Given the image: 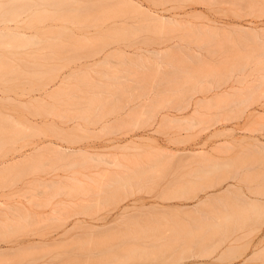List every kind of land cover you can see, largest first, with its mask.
Listing matches in <instances>:
<instances>
[{
    "label": "rangeland",
    "instance_id": "1",
    "mask_svg": "<svg viewBox=\"0 0 264 264\" xmlns=\"http://www.w3.org/2000/svg\"><path fill=\"white\" fill-rule=\"evenodd\" d=\"M93 1L102 2V0H93ZM112 1L115 2V0H112ZM136 1H140L144 7H150L151 5L146 0H136ZM202 1L204 0H191V1L166 0L163 9H160L158 11V14H160L161 16H166V17H174L181 23L184 22V25L188 22L186 24L187 26L189 25V22H191L190 23L191 27L193 25H196L199 30H203V29L205 30V28L208 29V28L215 27V28H219L218 30L220 31L222 35H228L229 32L227 31H231L230 35L233 34L232 38L234 39V41H237L238 39V36H236L237 34L243 33V32H239V28L247 30V31L249 29L250 31L251 29H256L258 31H260L261 29H264V0H205V3H203ZM124 9H126L125 11L128 10L127 8H124ZM126 13L128 15L129 12H126ZM130 14L131 13H129V15ZM134 14L135 13H133V15ZM125 15H123V17H120V18L123 19ZM128 16L127 18L125 17L123 20L120 18L118 19L115 18L116 20L113 19L112 22L111 20H108V24L107 22L106 24L101 23L100 26L90 25L91 24L90 23L89 24L90 27H88L89 29L83 25L85 27V28L83 27L84 30L82 29V25L80 27L79 25L76 26L75 24L74 25L70 23L67 24L61 21L60 22L57 21L55 23L52 21H48L39 26L40 28L45 29V31L47 29L48 32L51 31L54 33H56L55 30L57 31L58 28H63V26L67 27L68 28V32H67L68 34H66L67 39L66 38L61 39L62 41L66 39L64 41L65 42L64 44L67 47H71V44H75V43L78 45L79 43L74 41L78 39L84 40L83 45L86 44L84 46L79 44L83 46L81 47L83 49L80 50L79 48L78 51L59 50L58 51L59 54L61 56L62 55L66 56L68 60L66 59L63 61L61 59H58V60L49 59V61H47L50 65L49 68L52 67L53 65H54L53 67L55 66L59 67L60 65H65L64 67L65 69H62L59 75L61 74L68 75L71 73H77L81 71L82 69L85 71H88L90 75L88 74V76L84 78L87 79L88 83H92V85L96 86V89L94 88L95 90L100 89L99 87L101 86H105L103 84L105 83V80L107 78L113 79L112 77H117V76L120 77L119 83L118 82L109 83L110 88H111L110 93L104 94V99H103L105 100L104 102L105 109L103 111V113L106 114L105 121L100 123L97 126H89V131H92L91 132L92 135L89 134L90 133L89 131L87 133L80 132L79 127H80L81 122L79 121L75 120L73 122L70 121L69 123V121H66V120L62 121L56 115L33 116L25 108H23L21 103H19V101L23 103H29L32 99H37L40 102H42L41 100H44L45 102L48 103V106L50 108L54 106L60 109L61 113L59 114L61 115L66 114V112H62L65 109H67L66 105H68L72 109L75 108L74 104L81 99L82 95H84V92L86 91L85 93H88V90L86 89V84L83 82L77 83L76 81L78 79L77 80L72 79L71 81H67L66 87L63 89V91L67 93L65 95L66 105L64 104V99L62 100L59 98L49 99L46 97L41 98L44 95L43 92L31 91V87H32L31 79L32 78L29 79L28 76H23L19 80H11L10 82L8 81L9 82L8 84L5 83L7 86H11L14 89L13 92H6L4 94L0 89V98L4 97L2 98L3 100L0 99V111L1 112L5 113L6 115H13L14 117L21 116L22 118H25L26 120H29L33 123H37V125H40L42 128H46V129H54V126H59L62 129L64 128L66 132H69L70 134L77 135L80 137L78 138V141L73 145L60 140L57 136H53L50 133H49L50 135H47L44 137L43 136L32 137L31 143L33 145L27 146L24 149L22 154H15V155L9 154L5 158H0V162L14 163V162H18L17 159L19 158L21 159L23 155H26V154L28 155L32 153V151H34L35 149L34 148L35 146H38V148H40L41 146V149L44 148V151L43 150L41 151V153H43V156L40 158V161H41L40 164L42 165V169L39 168V170H36L37 168H35V166L37 167L38 163L35 165L29 164L32 166L29 167L30 169L25 171L28 174H26L25 176L19 177L18 182L11 183L10 181L9 183H5L4 185L0 186V203H3V207H2V204H0L1 205L0 206V221H3V222L6 221L5 220L6 215L7 217H10L13 219L17 218L13 216H18V218L20 219L19 214L21 215V217H23L21 213H23L24 215V212H20L19 214L15 215L17 211L14 212V211L6 210L7 205H11L13 206V208H15V206L21 207V205H25L29 208V211L31 213L30 218H28L27 221H22L21 223V227L23 226L24 228V229L22 228L23 230L20 229V231L22 232L19 231V234L18 233L15 234V236L17 235L16 237L15 236L12 237V240L14 242L8 243L7 240L0 238V252L8 253L12 257H14L15 255L14 252H16L19 248H21L22 250H25V253H23L25 258L27 257V254H29V258L31 259L20 258V261L15 264H46V263L63 264L64 262H65L64 264L66 263L71 264V262H74V261H77V262H74V264H77L79 260L82 263H78V264H85V262L86 264L88 262L89 264H99V262H101L102 264V261L100 260L101 255L104 258H106V256L109 253L108 256L111 257L110 256L112 253L111 248L114 247V245L116 244L119 245L122 243L127 244V245H132V244L136 245L141 242V241L136 240L134 237H130L131 239L130 238L126 239L125 240L126 242L121 241L122 239L117 240V242L114 240L115 242L113 241L114 242L113 246H111L112 245L111 243L109 244L110 246L108 245V247L107 246L105 247V243H103L104 246H102L103 244L100 245L103 247V250L101 247L94 248V246H91L92 244L95 243L94 245L97 247L98 244L96 245V242L99 243V240H100V237H102L101 236L102 234H105V235L104 237L101 238V241L103 239L105 240L109 239L110 234H112L111 238L115 239V237L117 236L119 238L120 235L118 234H120L119 230L121 229H122L121 230V234H122L123 230L126 227H129L130 225L132 228H134L135 224L143 225L145 223L149 225L148 221L151 224L152 222L156 220V221H159L160 224L162 223V225H160L161 226L160 229L163 230L164 232L163 234H166L165 237H167V233L165 231V228H167V226L165 227L164 222L173 223L176 217L180 218L178 219L179 223H181L180 222L181 219L184 220L183 223L192 222L191 218H193V215L195 212H192L193 215L191 214L192 215L191 217L190 214L188 215L187 211L193 208L192 210L195 209L196 214L198 213L200 214L201 211L205 210V208H203L204 206L202 207L203 204H199L200 201L202 200H206V199L213 198V197L217 198V197H220L221 194L222 196L225 194L227 198L223 200L224 203L231 204L236 201L238 202L239 200H236L238 199L237 196L233 194L234 191L235 193L238 191L237 187L233 189L234 191L231 190L230 194H228L229 196L225 193L226 189L230 186V184H235V185L239 184L243 188V190L246 192V195L252 198H261L263 200L262 203L264 204V195H260L261 197L258 194L253 195L254 193H251L252 191L248 190V187H251L254 190L255 187H260L262 184H264V176L262 178H260L261 177L260 176L259 179H254L253 181L241 182L238 180L231 179L230 178L231 175L230 173H228L229 172L228 171L227 176H226L228 177V179L225 177L226 180L222 184L217 185L215 188L206 189L202 191L201 182L203 181L198 179V175H199L198 172L202 173L203 171L202 168L205 167V165L203 162H201L202 161V159H200L201 156H199L198 154H197L198 157H195V160L193 158L196 152L203 151L205 152L204 154L208 155L211 159L224 160L229 156L231 157L232 155L237 154L239 151H243L244 147L247 148L252 143H257V142L264 143V129H263V132H261L262 129L255 131V132L254 131L252 132L250 130L253 128H257L260 123L259 118L257 117L252 118L253 116H251V114L253 113L255 115H258V114L264 115L263 114L264 113V98H262L259 101L258 105L257 104H255L254 106L251 105L249 107L250 109L248 108V116H250L248 120L245 119V117H239L238 115V111L244 108L243 106L240 108V107H237L238 106L237 104L228 102L230 99H232V97L234 98L244 97L245 94L243 90L245 88H249V86L257 82L258 76L254 73L251 67V66H254L255 63H252L250 67H248L249 71L246 72L245 74L236 73L234 74V77H232L230 81L224 84H221V86H219L218 82L220 79V74L223 71V69L235 63L234 58H235L236 51L234 50L236 49L233 50L234 55L232 53L231 55L230 52L232 49L230 48L229 50V48H226V51L227 50L230 51L229 52L230 55L227 56L226 54H228V52H226L225 50L223 51V49L221 50L220 48H217V44H216L217 41H216L215 46H214L215 49L212 47L214 50L212 49L210 50L215 51L216 49L217 50L220 49L221 53L215 56L214 54L215 52H213L214 54L213 56L211 52L210 53L208 52L206 53V55L209 54L210 56L207 55V57L205 56L204 58L206 59L208 58L209 61L211 62V63L209 62L208 67L210 68L211 66L212 69H214L215 71L217 70V71L213 73L214 75L210 74L208 76H200L196 81L197 82L196 90L192 91V93H189V94L194 95V99L192 101L194 105H191L190 108H188L184 112H176L173 110V106H176L177 103L180 102L179 92L184 93L186 90H188L192 86V83L194 82V81L193 82L189 81V78L191 77V75L194 74V75L199 76V72H198L199 70L200 71L202 70L203 72L208 71L209 68L207 66L206 67L208 69L203 65L201 66V64L191 63L197 66L192 65L194 67L187 69L178 80H172V81H170L168 78H165V76L168 73L165 67L159 69L160 73H157V71L155 70L148 71V70H145L144 68H139L138 71L129 75L128 73H125L124 72L125 70H123L122 68L123 66L125 67V64L127 61L121 60V58L119 57L110 58L109 66L108 65H107L108 67L106 65L105 67L103 66L104 68L101 69L102 70L101 72H98L100 71V69L95 68V66H97L98 64L102 62V59H104V56L108 52L118 47V45L123 47L124 50L126 49L125 50L126 54L127 53L133 54L136 51L135 47L136 48L137 47L153 48L154 51H157L162 46H164V49H165L167 45H171L172 44L171 42L173 41L174 38H176V40L178 41L182 33L181 31H180L181 33L179 32L178 34L177 33L175 34L174 33L175 31H174L173 33L175 35L168 33L170 34L169 35L170 37H174V38L171 41L166 42L164 44L163 43L158 44L161 41L162 42H165V41L160 40L158 34H155L156 35L155 36L151 32L150 33L142 32L143 33L142 34L138 31L137 32L138 35L130 37L128 39H123L122 37L118 39L102 38L104 35L100 33L104 30L107 31L111 26H114V24H116V26L119 25L118 27H121L120 25L121 23H129L131 26L132 25L134 26V27L132 26V28H135V26L138 27L137 25H135L136 23L139 24L141 22V24H139V27H141L142 25L146 23V22H143L144 21L142 19L143 17L140 18V15L135 14L134 16H129V17ZM135 18H138V19L136 20ZM126 19H129V21H127ZM138 21L140 22L138 23ZM147 23L150 25L152 24V22L150 21H148ZM54 25L55 27L56 26L58 27L54 28L53 27ZM59 31H61V29L57 31L56 35H59L60 33ZM51 32H50V35L54 34ZM32 33L36 34L33 30H27L28 35L31 36ZM56 35H51V36L57 37ZM37 38L38 37H36L35 39ZM148 38H154L157 40L149 41L151 45L149 44L145 45L144 41L148 40ZM85 39L87 40L85 41ZM79 40L78 42H80ZM36 41L40 43L39 46L41 47V49L45 48L49 42L48 39L47 40L44 39L42 41L41 38L40 39L38 38ZM55 41L58 43L61 42L59 40H55ZM134 44L136 45L133 46ZM229 46L232 47L231 43H229ZM244 46L243 48L242 46L239 47L242 54L244 53L243 56H246L245 55L246 52L248 55L249 54L251 55L253 53L251 57L256 56L254 55V53L256 52L255 50H253L255 52L251 53V50L249 48L247 49V46L245 47L246 48L245 49ZM93 49H96L98 51L103 50V52L94 57H87V55L90 54L92 52L91 50ZM249 50H250V53H248ZM3 51H4L3 49H0V52H3ZM194 51L196 52L197 55L201 56V52L199 50L195 49ZM19 52H21L22 54L40 53V51H37L35 49L31 51L19 50ZM259 52L257 54H259ZM48 53H49L48 50H43L41 51V54H43L42 59L39 58L40 60L39 59L37 60L36 58H34V60H37V61H42L43 59L47 60L48 57L46 54ZM180 55L182 56L181 53ZM180 55L178 54V59L181 57ZM26 56L28 57V55ZM26 56L22 55V58L28 60ZM152 58L155 59V57H152ZM247 59H249V57H247ZM252 59L253 58H251V60ZM34 60L31 59L30 61H34ZM253 60L256 61L258 59H253ZM37 61H34V62H37ZM249 62H252V61H249ZM187 67L189 68V66H184L183 68H187ZM198 67L200 68L202 67V68L199 69ZM193 68L195 69L198 68L199 69L198 71L196 69V72L198 73H194L193 70L195 71V69ZM92 72H94V74ZM74 77H76V75ZM172 77L173 76H171V78ZM178 81L180 82L181 87L180 89H177L179 90V92L177 93V96L175 95V93H171L174 95H171V94L169 95L171 97L167 99L166 104L162 106L157 105L155 103L156 101L153 99L155 97L158 99H161L162 97L161 91L163 92V90H164V93L165 92L168 93L169 90L171 89H172L171 90L172 92L175 91L174 86L175 84L177 85L176 82ZM32 82H34V80H32ZM168 84L172 85L174 89L172 87L169 89ZM75 86L77 87L73 89V87ZM201 86L211 89L212 92H206V88L202 90ZM55 87H56L55 84H52L50 85L49 90L52 91V89H54ZM166 87L168 88L167 91H166ZM198 89H201L203 92H199ZM12 96L15 99H12L11 98ZM6 97H10L11 99L8 100V98ZM205 98L207 99L206 102H202L201 105L199 106L195 105L196 102H199L201 99H205ZM6 100L10 102H7ZM11 100L13 102H11ZM58 100L60 101L58 102ZM16 102H18V104ZM59 103L61 104L59 105ZM196 109H198V113H195ZM60 110H58V112H60ZM170 111H173V112H170ZM169 113H171L172 115L173 114L178 115L179 119H183L182 121L183 123L177 124V125H174V124L169 125L168 123H166L164 118ZM105 124L108 126H106V128L103 129V125ZM229 142L231 143L240 142L242 145L241 147L236 146L235 149H231L232 152L230 153H229L230 150L227 151L225 146H220V145L218 146V144L225 145L226 143H229ZM50 143H54V145H58L59 146L58 148L60 147L66 148L68 146H72L74 148H84L90 153L94 154L95 157H102L108 164H106L105 162L103 163L95 162L94 163L93 161L90 162L87 160H79V162H77V164L74 166L67 164L68 162H66V160L65 161L58 160L60 161L59 163L53 158H51L52 157L51 150L55 152L54 150H56V148L54 149L53 147V149H51L52 147L50 148L49 146H47ZM44 145L49 147L46 151H45ZM216 147L222 149V150L221 149L219 150L222 152V154L217 152L218 149H216ZM238 147L239 149H237ZM47 151H49L50 154H48L49 152ZM155 151L157 152L161 151V152L157 153ZM162 151L165 152L164 156L169 155V152L170 154H175L176 156L174 155L173 157L168 156V158L170 157L171 159L169 163L170 166L169 164H167V165L159 167L160 169L156 168L157 175L155 173V175L153 174L154 176L148 179V181L153 182L156 185L148 182L146 187L142 189L141 188L135 189L134 195H132V191H128V192L125 191V192H122L123 193L121 194L122 197L121 195L118 196V199H116L115 197L116 200L112 198L111 199L112 201L110 200L112 203L111 202L107 203L108 206H106V204H103V206L99 204L100 207L97 205L99 209L98 208L94 210L92 209L96 207V204L94 206L92 205V203L94 204L95 200L99 197L97 192L100 190V187L99 185H97V183L96 184L92 183L93 182L92 180H94L93 178L97 180L96 182H98V179L100 182L103 181L104 183H106L107 181L105 179L102 180L99 177H97L98 176V175L96 176L97 172L99 173V175H100V171L102 172V170H107L112 175L114 174V172L121 173V171L124 172L125 171L124 169L130 165L131 159L138 157L140 160L145 161V164H146L148 160H150L148 159L149 157H156L157 155H154V154H158L159 156L160 154H162ZM223 152L224 153L228 152V153L224 155ZM202 154L203 153H201L200 155ZM52 155H54V153H52ZM146 157H148L147 160H146ZM15 159L16 161H14ZM62 161L64 162L61 163ZM115 162H119L122 165H124L125 167L123 168V170L122 168H119V167L116 168L117 165L113 164ZM110 163L111 165H109ZM151 163L152 162H149L147 164H151ZM64 165L67 167H65ZM62 167L68 169L69 171L62 169ZM94 167L96 169H94ZM255 168H254L255 171L264 173V167L260 165L258 166L255 165ZM18 170L19 169H17V171ZM76 171L88 174L92 178L89 182V180H84L81 175H78V174L75 175L77 179H80L83 181V186L85 189H82L83 188L82 187L80 190L78 185L66 179V177L74 175ZM108 172H105V173L108 174ZM102 173L101 175H103ZM111 174L107 176H111ZM223 175H226V172ZM103 177L104 176H102V178ZM180 178H182V180ZM34 180H39L41 181V183L37 181L36 184L34 186L31 185L32 186L31 187L30 182ZM54 181L58 184H55ZM196 182L200 183V188L199 187L196 188V186H199V184H197ZM191 183L195 184L196 186L195 187L194 185L192 186ZM188 185L192 186L191 187L192 189H188L190 188L188 187ZM183 186L184 187L186 186V193H189L188 191L190 190V193L187 194L188 196L183 194V196L181 197L180 195L181 193L179 194L180 191L181 192L185 191L184 190L185 188ZM152 188L153 190H151ZM195 188L197 189L198 192L201 191V194L199 192L200 195H198ZM176 189H178V192ZM171 190L173 192H171ZM169 192L171 195L175 194V196L172 195L173 196L172 198V196L169 195ZM36 193L41 194L40 196L42 197L37 196L39 194H36ZM217 193H220V194H217ZM27 194L30 197H28ZM33 194H35L36 196H33ZM127 194L128 196H126ZM164 195L169 197V199L167 197H163ZM23 196H27V198L29 199L25 197L27 199L25 200L23 199L24 198ZM170 196L172 198V201H170L171 200ZM176 196L178 197V199H174ZM34 197L35 198L37 197L40 201L36 200L37 198L35 199ZM32 198L35 200L33 201L34 203L31 206V204H29V201H32ZM91 198H93L94 200L92 201ZM160 198H162V200H160ZM82 199L83 201L84 200L88 201V199H90L92 203L90 204L89 202L87 204L88 205L90 204V206L91 205L92 206L88 211L85 210L86 213H83L82 212L83 210L79 208L78 210H80L81 213L83 214L80 213L77 216L76 212H74V209L77 212L78 210L77 208H74L75 205L73 206L72 203L78 204V202L80 203L79 200H81L82 205H84ZM36 201H38L37 206H36V203H37ZM44 201H50L51 205L44 206L40 204V203H43ZM180 207L181 208L183 207L185 210L188 209L186 211L187 213L184 212V210H182L184 212V215H183V212H181ZM53 209H55L56 213H53ZM1 210L4 213H2ZM175 210L176 212H174ZM73 213H75L76 215L72 216V218H70V216L68 217V215H71V214L73 215ZM164 213H166L167 216L164 215ZM129 214L130 216H128ZM49 215H51L52 218L53 216L60 218L59 216L61 215V217L65 218V219L61 218L62 219L61 221L66 220L67 218L68 222L59 223L58 220L56 221L48 217ZM124 215H127V216L125 217ZM189 216H190V219H189ZM196 216H194V218ZM46 217H48L47 219H50V220L52 219V221H49V220L45 221L44 218ZM149 218L151 219L153 218L152 220L154 221L150 220ZM126 221H131V222H128V224L126 225L125 224ZM75 223H78V224L76 225ZM105 231L108 234L107 236H106ZM243 231L244 232L241 231L237 234V236L240 237V241L238 240L239 242L236 241V243L233 244L235 246V249L233 250V252H231L229 255L225 256L224 258H218L216 255L217 253H219V251L221 252L222 250L224 251L226 249V247L229 244V241L223 244V246L218 250V252L212 255L211 258L209 257L206 259H202V258L196 259L194 257H186V258L184 257L185 259L183 258L181 260L179 258L176 260V257L175 259L174 258L170 259L171 257L168 258V255H167L166 258H164V261L162 263L158 261H155V262H158L160 264H264L263 256H260V257L255 256V255L253 256V253L259 251L261 248L264 247V217L261 220L256 221V223L248 224V227ZM113 232H115L114 233L115 235L113 234ZM92 233L94 237L92 236L91 238L89 236L92 235ZM162 237L164 239V236ZM79 239L81 241H79ZM129 239L131 241H129ZM132 239H135L136 241L135 240L132 241ZM149 239L150 238H145L144 239L145 241L142 240L141 243L142 244L148 243L149 245V243L157 242L156 238L151 237L152 241L151 239L149 241ZM83 240L84 242H86L87 245L89 243H92V244L88 245L87 247H85V249H83L85 246V243L83 242ZM44 241L45 243L47 242L53 243L57 241L59 242V245L58 246L51 245V246L44 247L42 246ZM107 241L105 242L107 243ZM78 242L79 243L81 242V244H79ZM83 243H84V246L82 247ZM160 243H162V240L161 242H159V244ZM31 246H42L44 247V249L38 248L36 250L34 249L27 250V248L29 249L31 248ZM61 247H64V248H61ZM88 248L90 249L89 253H88ZM79 249L82 251H80ZM96 249L97 250L99 249L98 252L96 251ZM105 250L106 252H104ZM32 251L34 252L35 256L32 253ZM71 251H73L74 253L73 252L71 253ZM95 251L97 253H95ZM52 252L53 254L49 255L48 257H45L46 255ZM43 255H45L44 256L45 258L43 257ZM31 256H34L37 259L36 258L34 259ZM250 256L252 257L253 261H250L249 259L251 258ZM38 257L39 258L42 257V259L41 258L38 259ZM97 257H100V258L98 259ZM172 257L174 256L172 255ZM51 258H52V261H49ZM29 260H33V262L29 263L28 262ZM95 260H97L98 262L96 261L97 263H94ZM190 260L192 261L190 262ZM105 261L103 260L104 262L103 264L107 263V262L105 263ZM0 264H6V263L2 261L0 262Z\"/></svg>",
    "mask_w": 264,
    "mask_h": 264
},
{
    "label": "bare ground",
    "instance_id": "2",
    "mask_svg": "<svg viewBox=\"0 0 264 264\" xmlns=\"http://www.w3.org/2000/svg\"><path fill=\"white\" fill-rule=\"evenodd\" d=\"M146 1H148L151 4L150 7H144L140 1H136V0H115V2H113L112 0H102V2L101 1L96 2L93 0H0V49L4 50L3 52H0V89H1V91L4 94L6 92H13L14 89L11 86H7L6 84H8L11 80H19L23 76H28L29 79L32 78L31 79V86H32L31 91L43 92L44 95L41 98L46 97L49 99L50 98H59L61 100L64 99V104L66 105L65 95L67 93L65 91H63V89L66 87L67 81H71L72 79H74V80L78 79L79 81L77 80L76 81L77 83L83 82L86 84V89L88 90V93H85L86 91L84 92V95H82L81 99L74 104L75 108L72 109L68 105H66L67 109L62 111V112H66V114H63V115L59 114V113H61L60 109H58L57 107H54V106H52L50 108L48 106V103L45 102L44 100H41L42 102H40L37 99H32L29 103H23L20 101H19V103H21L23 108H25L33 116H42V115L53 116V115H56L62 121L66 120V121H69V123H70V121L71 122H73L75 120L79 121V122H81L80 127L78 126L80 128V132L87 133L89 131V126H97L100 123L105 121L106 114L103 113V111L105 109V103H104L105 100H103L104 94L110 93L111 88H110L109 83H114V82L119 83L120 77H118V76L112 77L113 79L107 78L105 80V83L103 84L105 86H101V87H99L100 89L95 90L96 86L92 85V83H88L87 79H85L86 76H88V74H89L88 71H85L82 69L81 71H79L77 73H71L68 75H62V74L59 75L60 71L62 69H65L64 68L65 65H60L59 67L58 66L53 67L54 66L53 65L52 67L49 68L50 65L47 61H49V59H53V60L61 59L63 61L66 59L68 60V58H66V56H64V55L61 56L58 51L59 50L78 51L79 48H80V50L83 49L81 47H83L86 44L83 45L84 40H82V39L79 40L78 39L79 37H78L77 39L81 43L78 42V40H74V41L83 45V46L78 44L80 46L79 47L75 43V44H71V47H67L64 44L65 43L64 41L67 39L66 34H68L67 33L68 28L67 27L63 26V28H58V30L61 29V31H59L60 32L59 35H56L58 30L56 31L54 29L56 33L51 32L49 30L51 33H54L51 35L57 36V37H52L50 35V32H48L47 29L45 31V29L40 28L39 26L42 25L43 23L48 22V21H52L54 23L57 21L58 22L61 21L63 23H67V24L70 23L72 25L75 24L76 26L79 25L80 27L82 25V29L84 30L85 27L86 28L90 27L89 26L90 23H91L90 25H95V26L96 25L100 26L101 23L106 24V22L108 24V20H111V22H112L113 19H115V18L118 19L120 17H123V15H125L126 12H129V13H131L130 15L128 13L129 16H134L135 14L140 15V18L143 17L142 18L144 20L143 22H146V23L142 26L140 25L141 27H139V24H141V22H140L141 20L138 21V23L139 22L140 23L139 24L136 23L135 25H137L139 28L136 26H135V28H132L133 25L131 26L129 23H121L120 24L121 27H118L119 25L116 26V24H114V26H111L107 31L104 30L105 32L102 31L100 33V34L104 35L102 38L118 39V38L122 37L123 39H128L130 37L138 35V33H137L138 31L140 33H142V32L143 33L144 32L150 33L151 32L154 35L158 34L160 40L165 41V42L161 41L158 44H162V43L164 44L166 42L171 41L174 38V37H170L169 36L170 34H168V33H171L173 35H175L176 33L178 34L180 31L182 33L180 32L181 35H180L179 39L177 37L178 41L176 40V38H174L175 40L173 39V41L171 42L172 43L171 45H167L165 47V49H164V46H162L157 51H154L153 48H144V47L143 48H139V47L136 48L135 47L136 51L133 54H129V53L126 54V51H125L126 49L124 50L123 47L118 45V47H116L112 51L108 52L104 56V59H102V62L100 64L95 66V68L100 69V71H98V72H101L102 71L101 69L104 68L105 65L109 66V64H110L109 59L110 58L119 57V58H121V60L127 61L126 64H128V65L125 64V67L123 66L122 68H123V70H125L124 72L128 73L129 75L138 71L139 68H144L145 70H148V71L149 70H155V71H157V73H160L159 69L165 67L168 71L165 78H168L170 81H172V80H178L187 69H190L191 67L197 66L195 64H201V66L203 65L205 67L206 66L208 67L210 61L208 58H207L208 60L206 58H204L205 56L207 57V55H209V54L206 55V53L211 52L213 54V52H215L214 54L216 56L217 54L219 55V53H221L222 49H223V51L224 50L226 51V48H229V50L231 48L232 49L231 52L229 50L226 51V52H228V54H226L224 52L227 56H229L231 53L234 55L233 50L236 49V50H234V51H236L235 58L233 57L235 59V63L233 65L223 69V71L220 74V79H219L218 85L221 86V84H224V83L230 81L232 79V77H234V74H236V73H244L245 74L246 72L249 71L248 67H250V65L252 63H255V65L251 66V67H252V70L254 71V73L258 76L257 82L252 84L251 86H249V88H245L243 90V92L245 94L244 97H240V98L239 97H236V98L232 97V99H230L228 101L229 103L237 104L238 105L237 107L241 108L243 106L244 108H242L241 110L238 111L239 108L237 109L238 115H239V117H245V119L248 120L250 118V116H248V108L251 105H253V106L255 104L258 105L259 101L262 98H264V29H261V30L259 29L260 31H258L256 29H251V31H250V29L248 28L249 30L247 31V30L239 28V32H243V33L237 34L236 36H238V39H237V41H234V39L232 38L233 34L230 35L231 31H227V32H229L228 35H222L220 33V31L218 30L219 28L212 27V28H208V29L205 28V30L204 29L199 30L196 25H193L191 27V24H190L191 22H189V25H188L189 27H188L186 25L188 22L184 25V22L181 23L180 21H178L174 17L161 16L160 14H158V11L160 9H163L166 0H146ZM188 1H191V0H188ZM202 2L205 3V0ZM253 5H254V3H253ZM151 7L154 9H152ZM111 8H112V10H111ZM124 8H127L128 10L125 11L126 9H124ZM133 13H135V14L133 15ZM128 15L126 13L125 17L127 18ZM120 19H122V18H120ZM135 19L137 20L138 18H135ZM126 20L129 21V19H126ZM148 21L152 22L153 25L148 24L147 23ZM117 24H119V23H117ZM128 26H130V27H128ZM53 27L56 28L58 26L55 27V25H54ZM53 27H51V28H53ZM27 30H33L36 34L32 33V35L30 36L27 34ZM35 36L38 37L39 39L41 38L42 41L44 39H46V40L48 39L49 42H48L47 46L45 48L41 49V47L39 46L40 43L36 41L38 38L35 39L36 38ZM62 38L63 39L66 38V39L64 41H62L61 40ZM71 38H73V37H71ZM80 38H82V37H80ZM55 40H59L62 43L61 42L58 43ZM86 40L87 39H85V41ZM152 40L154 41L157 39L148 38V40L144 41V44L145 45H148V44L151 45L149 43V41H152ZM215 42L217 44V48H220L221 50L216 49L217 51L216 50L212 51L215 49L214 48ZM229 43H231L232 47L229 46ZM135 45L136 44H134L133 46H135ZM240 46H242V48H243V46H244V48L247 46V49L249 48L251 50V53L256 51L254 53V55H256V56L251 57V55H253V53L251 55L249 54L250 55L249 56L246 51H245L246 56H243L244 53L242 54V52L240 51V48H239ZM84 48H86V47H84ZM33 49L40 51V53H35V54L34 53H29V54L24 53V54H22L21 52H19V50L31 51ZM195 49L199 50L201 52V56L196 54V52L194 51ZM210 49H212V50H210ZM43 50L49 51V53L46 54L48 57L47 60L43 59L42 61H37L39 58L42 59L43 54H41V51H43ZM250 50L248 53H250ZM253 50H255V51H253ZM259 50H260V52H259ZM91 51H90L91 53L88 54L87 57H94V56L99 55L103 52V50L98 51L96 49H93ZM229 52H230V54H229ZM258 52H259V54H257ZM180 53L182 54V56L180 55ZM178 54L182 58L179 56L180 58L178 59ZM183 54H184V56H183ZM214 54H213V56H214ZM22 55H25V56L28 55V57L26 56L28 60L23 59ZM152 57H155V59H153ZM185 57L188 59H186ZM245 57H246V59H245ZM247 57H249L250 60L247 59ZM34 58H36L37 60H34ZM214 58H216V57H214ZM227 58H229V57H227ZM251 58L258 59V60L254 61L253 59L251 60ZM31 59L34 61H37V62L30 61ZM128 60H129V62H128ZM249 61H252V62H249ZM123 63H125V62H123ZM191 63H195V64H191ZM192 65H194V66H192ZM184 66H189V68L188 67L183 68ZM122 68H120V69H122ZM198 68L201 69L202 67L201 68L198 67ZM198 68H196L197 71L199 70ZM193 69H195V68H193ZM196 69H195V71L193 70V72L194 73L199 72V76L194 75V74L191 75V77L189 78V81L190 82L194 81V82L192 83V86L188 90H186L184 93H182V92L180 93L179 90H177V89H180V87H181V84L178 81V82H176L177 85L175 84V86H174L175 91L172 92L171 91L172 89L169 90L168 93H166V92L164 93V90H163V92L161 91L162 97H161V99H158L155 97L153 99L156 101L155 103L157 105L162 106V105L167 103V99L171 97V96H169L171 93H175V95L177 96V93L179 92L180 102L177 103L176 106H173L174 111L184 112L188 108H190L191 105H194V103H192V101L194 99V95L189 94V93H192V91L196 90L197 79L200 76H208L210 74L214 75L213 73H215L217 71V70L215 71L214 69H212L211 66L209 68L211 70H209V69H208V71L205 70L206 72H203L202 70L201 71L199 70L198 72H196ZM92 73L94 74V72H92ZM75 75H76V77H74ZM171 76H173V77L171 78ZM32 80H34V82H32ZM163 80H164V78H163ZM52 84H55L56 87L54 89H52V91H51V90H49V87ZM76 87L77 86L73 87V89H75ZM168 87L170 89L172 87V85L168 84ZM174 87H172V88L174 89ZM204 88H206V92H212L211 89L201 86L202 90H204ZM201 89H198V91L203 92ZM167 90H168V88L166 87V91ZM171 95H174V94H171ZM20 97H22V96H20ZM2 98H4V97H2ZM2 98H0V99L3 100ZM6 98H8V100H10L11 98L15 99V98H13V96L11 98L10 97H6ZM206 100H207L206 98L201 99L199 102H196L195 105L199 106V105H201L202 102H206ZM59 101L60 100H58V102ZM7 102H10V101H7ZM11 102H13V101L11 100ZM55 102H57V101H55ZM16 103L18 104V102H16ZM42 104H44L45 106ZM60 104L61 103H59V105ZM58 110H60V112H58ZM170 112H173V111H170ZM195 113H198V109H196ZM251 116H253L252 118H254V117L259 118L260 123H259L257 128H253L250 130L252 132L253 131L255 132V131L262 129L261 132H263L264 115H262V114L261 115L260 114L255 115L252 113ZM164 120L169 125H171V124L177 125V124L183 123L182 122L183 119H179L178 115H175V114L172 115L171 113L167 114L165 116ZM106 126H108V125H106V124L103 125V129L106 128ZM89 132H90L89 134L92 135V133H91L92 131H89ZM49 133L53 136H57L60 140L65 141L71 145L75 144L78 141V138H80L77 135H73V134H70L69 132H66L64 130V128L62 129L59 126H54V129L42 128L40 125H37V123H33L29 120H26L25 118H22L21 116L14 117L13 115H6L5 113L0 111V158H5L9 154H14V155L15 154H22L24 149L27 146L33 145L31 143L32 137H37V136H43L44 137V136L50 135ZM231 133H233V132H231ZM219 145L225 146L227 151L230 150L229 151V153H230V152H232L231 149H235L236 146L241 147L242 144L240 142H238V143L237 142H232V143L229 142V143H226L225 145L218 144V146ZM47 146H49L50 148L52 147L51 149H53V147H54V149L56 148V150H54V151L57 153H55L51 150V156H52L51 158H53L54 160H56L59 163H60V161H58V160H64V161L66 160V162H68L67 164L74 166L77 164V162H79V160H87L90 162L93 161L94 163L95 162L96 163L105 162L106 164H108L102 157H95L94 154L90 153L89 151H87L84 148H74L72 146H68L66 148H64V147L58 148L59 146L54 145V143H50ZM47 146H45V151L49 148ZM239 147L237 149H239ZM34 148L35 149H34V151H32V153H30L28 155L27 154L23 155L21 157V159L19 158L20 160L17 159L18 162H14V163H12V162H8V163L7 162H0V186L4 185L5 183H9L10 181H11V183L18 182L19 177H22V176H25L26 174H28L25 171L30 169L29 167H31L33 164L34 165L37 163L40 164V162H41L40 158L43 156V153H41V151L42 150L44 151V148H43V146H42L43 149H41V146H40V148H38V146H35ZM216 149H218L217 152L222 154V152L219 151L221 148L216 147ZM243 149H242L243 151H239L237 154H234L231 157L229 156L224 160L211 159L208 155H205L204 154L205 152H203V151L196 152V154L193 157L194 160H195V157H198L197 156V154H198L199 156H201L200 157V159H202L201 162H203L205 165V167L202 168V170H203L202 173L198 172L199 173L198 179L204 182L203 183L200 181L202 184L201 190L204 191L206 189L215 188L217 185L222 184L226 180V178L228 179V177H226L228 171H229L228 173H230V175H231L230 176L231 179L238 180L241 182L253 181L254 179H259L260 176H261L260 178H262L264 176V173H260L259 171H255L254 168H255V165H257V166L260 165V166L264 167V143H259V142L252 143L251 145H249V147H247V148L244 147ZM47 152H49V151H47ZM155 152H157V151H155ZM158 152L160 153L161 151H158ZM224 152H223L224 155L228 153V152L227 153H224ZM52 153H54L55 156L52 155ZM164 153L165 152L162 151V154H160L159 156H158V154H154L157 156L156 157H149V158L146 157V160H147V158L150 159V160H148L147 163L152 162L151 164H147V163L145 164V161L140 160L138 157L133 158L130 160V165L124 169L125 170L124 172L121 171V173H115L114 172V174L112 175L107 170H102V172L103 171L104 172L102 173L100 171V175H99V173L97 172V174H96V176L98 175L97 177H99L102 180L105 179L107 181H106V183H104L103 181L100 182L98 178L97 179H98V182L100 184L98 182H96L97 180H95V178H93L95 181L94 180H92L93 182L91 181L92 183H95V184L97 183V185H99V187H100V190L97 192L99 197L95 200L94 204L92 203V201L94 199L91 198L92 201H90V199H88V201L87 200L83 201V199H82L84 205H82L81 200H79L81 204L78 202V204L72 203V205L73 206L75 205L74 208H77V210L79 208H81V210H83L82 212L86 213L85 210L88 211L91 208V206L92 205L95 206V204H96V207L93 206L94 207V208H92L93 210L96 208L99 209L100 205L103 206V204H106V206H108L107 203L111 202L112 198L115 199V197H116V199H118V196L123 194L122 192L132 191V195H134L135 189H139V188L142 189V188L146 187L148 182H150V181H148V179L150 177L154 176L155 173L157 172L156 168L160 169L159 167L169 164L170 160H171L170 157H173V155L176 156L175 154H170V152H169V155L164 156ZM201 153H203V154L200 155ZM48 154H50V152ZM149 155H151V154H149ZM168 156H170V157L168 158ZM57 158H59V159H57ZM174 158H176V157H174ZM14 161H16V159ZM64 161H62L61 163H63ZM29 164H32V165H29ZM38 164H37V167L35 166V168H37L36 170H39V168L42 169V165L41 164L38 165ZM113 164L117 165L116 168L119 167V168H122V170L125 167L124 165H122L119 162H115ZM109 165H111V163ZM109 165H108V167H109ZM169 166H170V164H169ZM65 167H67V166H65ZM105 167H107V166H105ZM17 169H19V170L17 171ZM62 169L69 171L68 169L63 168V167H62ZM94 169H96V168L94 167ZM97 170H99V169H97ZM84 171H85V169H84ZM105 172H108V174ZM225 172H226V175H223ZM101 173L103 175H101ZM160 173H162V172H160ZM77 174L81 175L84 180H89V182L92 179L88 174H85V173L79 172V171L78 172L76 171L74 173V175L66 177V179L70 180L74 184L78 185L80 190L82 187H83L82 189H85L83 186V181L80 179H77L75 177V175H77ZM109 174H111V176H107ZM156 175H157V173H156ZM102 176H104L106 178L109 177V178L108 179H106L104 177L102 178ZM180 179L182 180V178H180ZM37 181H39V180L31 181L30 186L31 185L34 186ZM39 183H41V181H39ZM54 183L58 184L55 181H54ZM150 183L154 184L153 182H150ZM197 184H199V186H196L195 184H192V186L194 185V187L196 186V188H198V187L200 188V183H197ZM154 185H156V184H154ZM181 185H183V184H181ZM189 185H188V187H190V188H188V189H192L191 188L192 186H189ZM235 187L238 188V191L236 193L233 190V189H235ZM184 188H185L184 192L183 191L181 192L179 190L180 191L179 194L181 193L180 194L181 197L183 196V194L187 195L190 193V190L188 191V189H187V191L189 193H186V186ZM178 189H180V188H178ZM178 189H176L177 192H178ZM151 190H153V188ZM231 190H233L234 191L233 194H235V196H237L238 199H236V200H239L238 202L236 201L237 203L236 202L231 203V204L230 203H224L223 200L225 198H227L224 193H223L224 194L223 196L221 194L220 197H217V198L213 197V198H209L206 200H202V201H200L199 204H203L202 207L204 206L203 208H205V210L201 211L200 214L197 212L199 214V216H198V214H196L195 209L192 210L193 208L189 209V210L187 209L188 210L187 211L183 207L182 208L180 207L181 209L180 208L179 209L181 210V212H183L182 210H184V212L187 211L188 215L190 214L191 217L193 215L192 212H195L193 215V218H191L192 222L183 223L184 220L181 219V221L179 220L181 223H179L178 219H180V218L179 217L177 218L176 216H175L176 218L174 219L175 221L173 223L164 222L165 227L167 226V228H165V231L167 233V237H165L166 234H163L164 233L163 230L160 229V227H161L160 225H162V223L160 224L159 221H156V220L154 221V220H152L153 218L152 219L149 218L150 220H152L154 222H152L150 224V222L148 221L149 225L145 224V223L143 225L135 224L134 228H132L131 225L130 226L128 225L129 227H126L125 229L123 228L124 230H123L122 234H121L122 229L119 230V233H120V234H118V235H120L119 238H118V236L115 237V239L111 238L112 234H110L109 239H107L108 241L105 239L102 240L103 242L101 241V238L104 237V235H105V234H102L101 235L102 237H100L99 243L96 242V245L98 244L97 247L94 245L95 244L94 241H93L94 244L89 243L88 245L92 244L91 246H94V248H98V247L100 248L101 247L103 250V247H102V246H104L103 243H105V247L106 246L108 247V245L111 243H112L111 246H113V243L115 241L117 242V240H119V239H122L121 241H125L126 239H128L130 237H134L136 240L142 242V240H144L145 238L151 239V237H153V238L157 239V242L149 243V245H148V243L142 244L141 242L139 244H136V245L135 244L127 245L124 243L119 244V245L116 244V245H114V247L111 248L112 249V251H111L112 253L110 255L111 257L108 256L109 253L107 255L108 257L104 254L106 256V258H104L101 255L100 260L102 261V264L104 263L103 260L105 261V259H106L105 263L107 262L106 264H125V263L126 264H128V263H130V264H160L164 261V258H166L167 255H168V258L171 257L170 259H172V258L175 259V257H176V260L179 258L182 260L184 257L185 258L186 257H194L196 259L197 258L206 259L209 257L211 258L212 255H214V254H216V252H218V250L223 246V244H225L227 241H229L228 246L227 247L225 246L226 249L224 251L222 250L221 252L219 251V253H217V255H216L218 258H224L225 256L229 255L231 252H233V250L235 249V246L233 244L236 243V241L237 242L240 241V237L237 236V234L241 231L244 232L243 230H245L248 227V224L256 223V221H259L264 217V204L262 203L263 200L261 198L249 197L248 195H246V192L243 190V188L239 184H236V185L230 184V186L226 189L225 193L228 195V194H230ZM248 190L252 191L251 193H254L253 195H255V194H258L259 196L264 195V184H262L260 187H255L254 188L255 191L251 187H248ZM86 191H87V189H86ZM196 191H197V189H196ZM27 192H29V191H27ZM171 192H173V191L171 190ZM199 192L201 194V191H199ZM199 192L197 191L198 195H200ZM221 193H222V191H221ZM36 194H39V193H36ZM179 194H177V195H179ZM217 194H220V193H217ZM40 195L41 194H39L37 196H40ZM169 195H171L170 192H169ZM172 195L175 196V194H172ZM27 196H28V194H27ZM27 196H23L24 197L23 199H25V200L29 199V198H27ZM33 196H36V195L33 194ZM126 196H128V194ZM171 196H170V198H171ZM19 197H21V196H19ZM28 197H30V196H28ZM40 197H42V196H40ZM121 197H122V195H121ZM163 197H167V196L164 195ZM162 198H160V200H162ZM167 198L169 199V197H167ZM172 198H173V196H172ZM172 198L170 201H172ZM35 199L32 198V201H29V204H31V206L33 205V203H34L33 201ZM76 199H77V197H76ZM174 199H178V197L176 196ZM36 200L40 201L38 198ZM38 201H36L37 202L36 206L38 204ZM89 202H90V204L92 203L91 206H90V204L89 205L87 204ZM0 204H2V207H3V203H0ZM40 204H42L44 206H50L51 205L50 201H44L43 203H40ZM116 204H117V202H116ZM5 207H6V205H5ZM6 208H7L6 210H8V211H14V212L17 211L15 215L19 214L20 212H24V215H23V213H21L23 217H21V215L19 214L20 219L18 218V216H13V217H17L16 219H13V218L7 217V215H6V219H5L6 221H4V222L0 221V238H3L4 240H7L8 243H10V242H14L12 240V237H14L15 234H17V233L19 234L20 229L23 228V226L21 227L22 221H27L28 218H30L31 213L29 211V208L25 205H21V207L15 206V208H13V206H11V205H7ZM79 211L80 210H78V212H77L74 209V212H76L77 216H78V214L81 213V211L80 212ZM174 212H176V210ZM184 212H183V215H184ZM2 213H4V212L2 211ZM53 213H56L55 209H53ZM83 213H81V214H83ZM76 214L73 213V215L72 214L68 215V217L70 216V218H72V216H74ZM10 215H11V213H10ZM164 215L167 216L166 213H164ZM168 215H169V213H168ZM196 215L198 216V218ZM79 216H81V215H79ZM124 216L126 217L127 215H124ZM128 216H130V214ZM187 216H185V217H187ZM190 216H189V219H190ZM194 216H196V217L194 218ZM48 217L52 218L51 215H49ZM48 217L44 218V220L45 221L46 220L52 221V219H53L56 221L58 220L59 223L68 222L67 218H66V220L61 221L62 220L61 218H63V217H61V215L59 216L60 218L53 216V218L51 220L47 219ZM63 219H65V218H63ZM171 220H172V218H171ZM121 221H123V220H121ZM128 222H131V221H126L125 224L127 225ZM185 222H187V221H185ZM75 224L77 225L78 223H75ZM115 230H116V228H115ZM20 232H22V231H20ZM105 233H106V231H105ZM114 233L115 232H113V234ZM107 235L108 234L106 233V236ZM92 236H93V233L89 237L92 238ZM162 236H164V239ZM130 239H129V241H131ZM135 239H132V241ZM150 239H149V241H150ZM156 239H155V241H156ZM159 239L162 240V243H160V244H159V242H161V240H159ZM84 240H83V242H84ZM79 241H81V240L79 239ZM105 241H107V243ZM151 241H152V239H151ZM90 242H91V240H90ZM84 243H85V246H84ZM84 243L82 245V247L84 246L83 249H85V247L88 246L86 244V242H84ZM79 244H81V242ZM101 244H103V245L100 246ZM51 245L52 246H58L59 242L55 241L53 243H48V242L45 243V241H44L42 246L47 247V246H51ZM42 246H31V248H29V249L27 248V250H32V249L36 250L38 248L44 249V247H42ZM61 248H64V247H61ZM105 249H107V248H105ZM98 250L96 249L97 252H98ZM80 251H82V250H80ZM96 251H95V253H97ZM72 252L73 251H71V253ZM89 252H90V249L88 248V253ZM100 252H101V250H100ZM104 252H106V250ZM14 253H15V255H14V257H12L8 253L0 252V260H1L0 262L3 261L6 264H15V263H18L20 261V258H22V259H28L29 258V254H27V257L25 258V256L23 255V253H25V250H22L21 248H19ZM32 253L34 254L33 251H32ZM51 254H53V252L49 253L46 256L43 255V257L44 256L48 257ZM172 255L174 257H172ZM254 255L259 256V257L260 256L264 257V247L261 248L259 251L253 253V256ZM34 256H35V254H34ZM34 256H31V257H33L35 259L36 257H34ZM15 257H17V258H15ZM40 258L42 259V257H40ZM40 258L38 257V259H40ZM97 258L99 259L100 257H97ZM29 259H31V258H29ZM108 259L109 260L111 259V260L109 261ZM202 259H200V260H202ZM249 259H250V261H253L252 257ZM73 260H75V259H73ZM49 261H52V258ZM96 261L97 260H95L94 263L98 262V261L97 262ZM155 261H158L160 263L155 262ZM191 261L192 260H190V262ZM28 262L31 263V262H33V260H29ZM74 262H77V261H74ZM74 262H71V264H74ZM78 263H82V262H80V260H79ZM46 264H48V263H46ZM66 264H69V263H66ZM85 264H86V262H85ZM87 264H89V262ZM99 264H101V262H99Z\"/></svg>",
    "mask_w": 264,
    "mask_h": 264
}]
</instances>
